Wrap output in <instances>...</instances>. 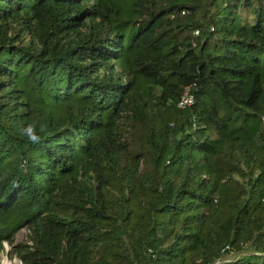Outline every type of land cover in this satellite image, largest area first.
<instances>
[{
  "label": "trees",
  "instance_id": "obj_1",
  "mask_svg": "<svg viewBox=\"0 0 264 264\" xmlns=\"http://www.w3.org/2000/svg\"><path fill=\"white\" fill-rule=\"evenodd\" d=\"M3 256L264 264V0H0Z\"/></svg>",
  "mask_w": 264,
  "mask_h": 264
},
{
  "label": "rangeland",
  "instance_id": "obj_2",
  "mask_svg": "<svg viewBox=\"0 0 264 264\" xmlns=\"http://www.w3.org/2000/svg\"><path fill=\"white\" fill-rule=\"evenodd\" d=\"M27 229L21 228L15 234V239L17 242L22 241L26 238ZM5 247L8 249V245L5 244ZM0 264H21L17 259L9 260L6 256L2 257Z\"/></svg>",
  "mask_w": 264,
  "mask_h": 264
},
{
  "label": "clouds",
  "instance_id": "obj_3",
  "mask_svg": "<svg viewBox=\"0 0 264 264\" xmlns=\"http://www.w3.org/2000/svg\"><path fill=\"white\" fill-rule=\"evenodd\" d=\"M41 131H43V128H41ZM24 134L27 136L29 141L32 143H38L40 140V137L36 134L35 127L33 125H28L23 129Z\"/></svg>",
  "mask_w": 264,
  "mask_h": 264
},
{
  "label": "built area",
  "instance_id": "obj_4",
  "mask_svg": "<svg viewBox=\"0 0 264 264\" xmlns=\"http://www.w3.org/2000/svg\"><path fill=\"white\" fill-rule=\"evenodd\" d=\"M195 33H198V31L196 30ZM193 97L192 95L188 92V90L186 89L182 96L180 97L179 101H178V105L180 107H184L186 105H190L192 103Z\"/></svg>",
  "mask_w": 264,
  "mask_h": 264
}]
</instances>
